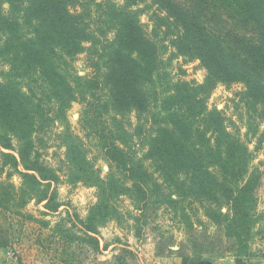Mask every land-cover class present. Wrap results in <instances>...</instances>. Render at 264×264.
I'll list each match as a JSON object with an SVG mask.
<instances>
[{
	"label": "trees",
	"instance_id": "16d2710c",
	"mask_svg": "<svg viewBox=\"0 0 264 264\" xmlns=\"http://www.w3.org/2000/svg\"><path fill=\"white\" fill-rule=\"evenodd\" d=\"M223 12L233 14L239 30L228 28ZM145 13L150 31L141 21ZM82 54L86 76L74 67ZM178 59L198 61L203 81L174 80ZM0 64L10 67L0 73V123L6 129L0 149L14 153L0 155L22 180V205L34 200L50 213L59 207L51 190L59 177L43 159V136L78 103L80 127L109 168L104 179H94L97 171L80 139L71 132L60 136L71 182L97 190L82 222L88 240L97 243L89 235L97 225L122 220L120 197L130 199L137 212L131 219L141 227L160 207L177 209L188 201L200 206L217 232L207 234L198 219L205 239L188 237L190 253L183 258L264 260V215L262 249L246 253L258 223L256 193L264 170L250 168L252 152L240 127L223 110L208 107L218 86L241 85L235 107L244 110V137L264 139V0H0ZM193 225L187 221L186 232ZM5 236L0 248L12 246ZM59 257L67 264L73 253L63 248ZM116 259L123 264L120 254Z\"/></svg>",
	"mask_w": 264,
	"mask_h": 264
},
{
	"label": "rangeland",
	"instance_id": "374dc122",
	"mask_svg": "<svg viewBox=\"0 0 264 264\" xmlns=\"http://www.w3.org/2000/svg\"><path fill=\"white\" fill-rule=\"evenodd\" d=\"M115 1L121 3L123 0ZM223 14H225L222 15L225 24L230 23L228 28H232L235 25V22L230 19H233V14L227 12ZM149 15L145 13L141 16V21L148 26V31H150ZM233 29L237 28L233 27ZM74 67L79 76L89 74L84 54L75 59ZM180 68L185 71V75L180 74ZM9 69V65L0 64V73L7 74ZM171 75L174 80L181 78L201 83L205 77V70L198 61L184 63L182 59H178L173 62ZM0 81H5L4 76H0ZM23 90L28 94L26 86ZM240 90L241 85L218 86L208 100V107L223 110L226 117L232 119L236 126L240 127L241 137L247 141L249 150L252 152L250 168L257 167L264 170V139L259 136L249 141L244 137L246 129L244 122L240 121L244 110L235 107L238 100L236 93ZM46 104L45 100L43 104L45 109ZM81 111V105L73 103L66 113L65 122L62 124L56 122L54 127L48 129L43 136V144L46 148L42 152L43 159L57 172L59 177V180L51 187L54 194L56 193V202L59 204L55 212L50 213L43 208V203L37 204L34 200H29L22 205V200L19 199L22 180L14 169L4 166V160L0 155V236L6 235V239L18 247L25 264H60L58 258L63 248L73 253V258L67 261V264H120L116 259L119 254L122 256L121 263L123 264H156V258H180L188 255L190 253L186 247L188 237L191 241L196 240L199 243L205 239L202 229L205 227L201 228L198 219L208 226L207 234L213 235L217 232L215 224L206 219L200 206L195 204L191 207L188 201L177 209L168 206L160 207L148 220V225L141 227L131 219V215H137V212L132 207L130 199L120 197L117 206L124 214L122 220L97 225L95 233H89L97 243L88 240L85 237L88 232L85 231L82 222L88 217L90 208L97 202V190L90 184L79 181L71 182L69 163L63 155L66 148L61 143L63 138L60 139V136L66 137L65 135L71 132L80 139L87 158L91 160L94 165L93 169L97 171L94 179H104L109 168L106 162L97 158L95 141L87 138L80 127ZM131 121L133 122L134 119L131 118ZM4 129L0 123V133ZM262 133H264V122L259 126V134ZM259 145L261 148L258 150L256 147ZM14 146H18L17 142H14ZM0 152L14 154L4 149H0ZM20 169L22 170L21 167ZM256 198L258 223L253 230V238L248 243L246 252L251 255L259 253L263 246L259 232L263 222L261 216L264 215V179L257 190ZM221 212L226 214L227 209ZM183 216L186 217V221ZM187 221L194 224V230L191 232H186ZM223 240L226 239L223 237ZM158 248L163 251L160 255L157 254ZM123 249L129 251L130 254L122 253ZM168 250L174 252L169 253ZM203 258L212 257L204 255Z\"/></svg>",
	"mask_w": 264,
	"mask_h": 264
},
{
	"label": "crops",
	"instance_id": "0c3cea01",
	"mask_svg": "<svg viewBox=\"0 0 264 264\" xmlns=\"http://www.w3.org/2000/svg\"><path fill=\"white\" fill-rule=\"evenodd\" d=\"M14 245L11 247H6V248H0V264H21V262L15 258L11 259L10 258V252H14ZM16 257V256H15ZM202 259H208L211 261V264H248L245 260L243 259H238L233 256H225L222 258H202ZM201 259V260H202ZM250 260V259H249ZM200 261L199 258H183V257H165V258H156V264H198ZM251 261V260H250ZM254 262L260 261L259 260H252ZM249 262L250 264H254V262ZM262 261V260H261ZM264 264V260L260 263Z\"/></svg>",
	"mask_w": 264,
	"mask_h": 264
},
{
	"label": "water",
	"instance_id": "95a60500",
	"mask_svg": "<svg viewBox=\"0 0 264 264\" xmlns=\"http://www.w3.org/2000/svg\"><path fill=\"white\" fill-rule=\"evenodd\" d=\"M198 264H211V261L208 259H202L198 262Z\"/></svg>",
	"mask_w": 264,
	"mask_h": 264
},
{
	"label": "built area",
	"instance_id": "2783aa9c",
	"mask_svg": "<svg viewBox=\"0 0 264 264\" xmlns=\"http://www.w3.org/2000/svg\"><path fill=\"white\" fill-rule=\"evenodd\" d=\"M9 254H10V258H11V259H15V258H16V257H15L16 255H15V253H14L13 251H11Z\"/></svg>",
	"mask_w": 264,
	"mask_h": 264
}]
</instances>
